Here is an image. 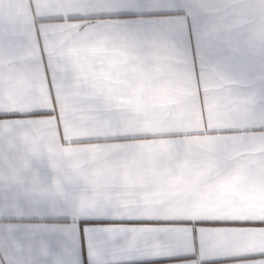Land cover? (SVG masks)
<instances>
[{"label":"crops","instance_id":"crops-1","mask_svg":"<svg viewBox=\"0 0 264 264\" xmlns=\"http://www.w3.org/2000/svg\"><path fill=\"white\" fill-rule=\"evenodd\" d=\"M176 256L264 264V0H0V264Z\"/></svg>","mask_w":264,"mask_h":264},{"label":"snow or ice","instance_id":"snow-or-ice-1","mask_svg":"<svg viewBox=\"0 0 264 264\" xmlns=\"http://www.w3.org/2000/svg\"><path fill=\"white\" fill-rule=\"evenodd\" d=\"M107 223V221H82L81 222V229L88 226L89 224H104ZM193 257L191 256H176V257H168V258H159L156 262V264H167V261L169 260H175V261H185L190 260Z\"/></svg>","mask_w":264,"mask_h":264}]
</instances>
